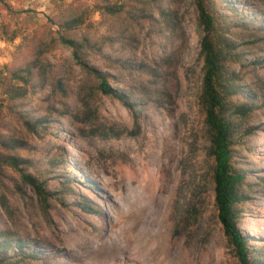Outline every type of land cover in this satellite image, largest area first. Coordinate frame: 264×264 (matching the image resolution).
I'll return each instance as SVG.
<instances>
[{"label":"rangeland","instance_id":"1","mask_svg":"<svg viewBox=\"0 0 264 264\" xmlns=\"http://www.w3.org/2000/svg\"><path fill=\"white\" fill-rule=\"evenodd\" d=\"M216 1L231 22L228 36L244 52L233 69L255 92L249 95L255 108L250 134L234 150L237 165L247 170L248 198L238 228L249 245L263 248V259L264 0ZM108 2L121 7L117 17L102 9ZM226 5L244 18L236 20ZM161 8L171 11L168 18ZM68 15H81L77 35L95 44L82 59L58 43L64 34L58 24ZM198 15L196 0H0V151L24 160L20 169L5 164L0 169V234L7 236L0 241L14 244L7 250L12 259L21 258L22 264H242L215 205L213 162L198 99L204 65ZM81 60L107 74L111 87L151 91L158 101L141 110L136 121L119 99L97 89L81 91L88 82ZM29 61L41 63L42 72H57L68 96L54 81L34 89L16 79L12 72ZM93 82L99 84L92 78L91 87ZM7 85L24 93L17 104L7 101ZM25 115L43 126L28 127ZM94 127L122 137L92 135ZM20 170L46 182L52 193L46 203ZM149 198H155L157 218L151 239L135 227V216ZM192 205L200 215L187 225Z\"/></svg>","mask_w":264,"mask_h":264},{"label":"trees","instance_id":"2","mask_svg":"<svg viewBox=\"0 0 264 264\" xmlns=\"http://www.w3.org/2000/svg\"><path fill=\"white\" fill-rule=\"evenodd\" d=\"M61 1L64 2L65 0ZM196 3L199 14L198 24L202 35L200 55L204 62L202 89L198 99L204 113V136L208 142L206 153L213 162L211 178L214 184L218 218L224 227L228 241L235 246L241 263L256 264L255 261H261L259 263L264 264V258L261 259V249L263 250V248L249 245V238L243 236L238 228L239 220L243 213V205L248 198L246 189L247 170L237 165L234 147L238 140H242L246 135L250 134L248 123L253 117L255 108L253 104L254 97H249V95L255 94V92L251 87H244L241 84V78L237 77V71L233 69V63H237L240 59L242 61L244 52L240 50L237 41L228 36L232 35V32L230 30L231 22L227 14L222 12L216 0H196ZM102 9L108 15L117 17L121 7L118 4L108 2ZM227 9L232 11L236 20L239 21L244 18L243 13L237 8L226 5L224 10L227 11ZM159 12L163 18H168L171 11L161 8ZM83 24L84 21L81 15H68L58 24L61 31L64 32L58 38V43L73 48L74 55L78 59H82V54H87L95 47L90 38L77 35ZM172 25L175 27V24ZM118 35L120 36L121 34ZM254 35L257 34L254 33ZM112 37L110 41H112ZM52 41L47 44L49 51L52 50V45L54 44ZM80 65L86 71V78L88 79V82L81 86V91L88 92L91 90L93 93V90L97 89L106 96L119 99L133 113L136 121L141 110L158 101L157 96L151 91L137 94L134 91L126 92L120 88L111 87L107 74L94 71L85 60H81ZM41 67V63L38 65L35 61H29L14 70L12 74L24 85L34 89L45 87L50 81H54L61 91L68 96L64 81L61 77H58L59 74L55 77L54 73L57 72L51 70H43L42 72ZM151 74L155 79L156 75ZM92 78H96L99 84L93 82L91 85L94 87H91L90 81ZM5 90H7L5 92L9 103L17 104L19 100L23 99V92L17 93L10 89L8 85L5 86ZM246 90H248V94L245 92ZM88 95L91 94L89 93ZM27 115L22 116V119L28 127L36 129L43 126L42 121L33 122L29 120L30 118ZM85 117L87 118L86 121L92 124L88 113H86ZM91 133L106 139H120L122 137V133L115 130L111 134H101L103 132L99 133L97 127H94ZM2 145L6 148H13L8 142H3ZM23 162L24 160L17 156L6 155L0 151V169L2 164L20 169L19 165ZM21 172L23 181L33 187L41 202L46 203L52 195L46 182L38 177L23 173V170ZM199 215L198 206L192 205L187 211L186 220L184 221L187 225H191L193 220H198ZM6 237V235L0 234V240ZM12 245L14 244L0 241V264L23 263L21 258L20 260L12 259L8 255L7 250ZM30 255L34 254L31 253Z\"/></svg>","mask_w":264,"mask_h":264},{"label":"bare ground","instance_id":"3","mask_svg":"<svg viewBox=\"0 0 264 264\" xmlns=\"http://www.w3.org/2000/svg\"><path fill=\"white\" fill-rule=\"evenodd\" d=\"M144 192H147V191H144ZM145 200H146V204L139 209L140 210L139 216H135V218L137 217L138 221H139L138 226H135V227H138V231L142 235H145L147 238L151 239L153 237V234L155 233L156 226H157V222H156L157 218H156V210H155V198H149V199H145ZM128 217H129L128 214H126L124 216L125 219ZM120 235L125 237L126 233L121 231ZM149 241H151V240H148V242ZM147 246H150L149 243L147 244ZM154 249H155V247H154Z\"/></svg>","mask_w":264,"mask_h":264}]
</instances>
